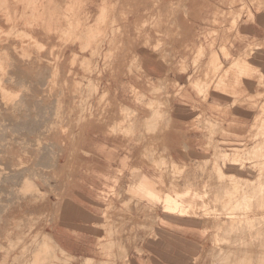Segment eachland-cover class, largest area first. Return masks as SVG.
<instances>
[{"label":"rangeland","instance_id":"374dc122","mask_svg":"<svg viewBox=\"0 0 264 264\" xmlns=\"http://www.w3.org/2000/svg\"><path fill=\"white\" fill-rule=\"evenodd\" d=\"M142 1L144 5L145 3H149L148 5H150L151 3L152 5L147 6L151 10H153L151 13L146 14L147 12L145 11V13H142L140 15L141 17H144V19H141V21L139 20V22L142 24H140L141 26L139 25V23H137L138 21H136V23L135 21H131L132 24L130 23L127 25L128 27L130 25L129 33L131 35H136L137 39L141 38L143 40V37L145 38L144 42H142L145 48L142 50L140 47L139 49L137 47L138 50H146L151 53L154 52V54L160 57V64L163 63L164 66L168 65L167 69L168 67H170L168 69V73L164 68L167 74L166 76H168V79L170 78V81H168L169 84H166L173 86L167 87L168 85H165V80L164 82L162 80L163 84L161 85V79H150L149 81L153 82L152 84L155 86V88L149 87L148 89H150V92H147L144 87V90L141 89L143 91V94L141 91H137L136 89L132 90V97L129 95V92H123L125 94H128V99L130 98L131 100L124 101L123 103H120V101H118L117 99V96L123 95L117 94L115 90H107V94L101 87V82L105 78L113 79L115 77L116 73L113 70L117 68V65H121L123 68L125 67V70L129 71L138 72L140 70L139 67H141V71H144L141 65V59L135 49L134 53L132 50V52L130 51L124 54H122L123 51L121 50L122 59H119L118 62L114 61V58L117 55V41L121 37V35L119 34H121L124 30V35L128 34V32L126 31V27H123L124 24H121L126 23L127 17L133 12L130 9V5L126 4L123 0H44V3L46 5L51 6V10L54 11L53 14L46 17L45 19H42L41 14H39L37 11L35 13L36 17L32 16V14L29 13V17L27 19L29 21L26 22V25H28L26 27L25 25L24 27L22 25L16 26V31L12 34L6 33L10 30V24L6 23V18H3L0 13V37L6 40H10L11 42L20 44L23 43L24 46H27V43L19 41L21 39L27 38V36L29 35L27 33V30H29L28 27L30 25L29 22L35 26L38 20L44 23V30H31L33 32L32 34L38 37L43 44L41 55L44 66L46 67L45 69H47L44 83H48L49 86L58 89V93L60 96H66V99L64 101L59 100V98L55 99L54 97H52L47 98L43 102H38L40 104L37 105L36 102L38 100V97L34 99V94L30 90L31 85L29 83L23 82L26 83L24 84L25 87L22 86L20 90L18 89L19 87H21L18 80L14 79L15 85L13 82H10L9 84V89L14 93V95H16L18 91V93H21V96H19L18 99H23L22 95L25 97L28 96V98L25 99L24 102L27 103L28 107L26 105H24V107L28 108V111L25 110L26 108L24 109L23 105L20 104L19 106V104L17 103L20 102L19 100L15 98V103L11 98L8 100V102L15 103L12 104L15 107L17 104L16 109L19 108V112L17 113L16 110L15 113V111L13 110L15 113L13 116L11 114H1L2 120L0 121V125L2 126H0V136L4 138H0L2 140H0V145L6 148L0 146V172L2 173V176L0 173V264H18V262L21 264H50L51 260V264H104L105 262V264H109L110 262L111 264H128V260H132L136 264H147L150 259H156L152 254L148 253L147 245L152 236L151 234L156 229L154 219L156 216H158L157 219L160 220V218L165 214L164 211L161 209L160 205H158V207L154 209L153 207L149 206V204L152 205L149 200L144 199L145 201H139V203H141V206H143V208H141V212L143 213V215L132 217L131 214L137 213V211L135 209L131 211L129 209L128 203L124 201L126 196L121 193H115L113 188L108 191V194L102 196L103 201L106 203V208H108V214L105 218H103V220L100 221L101 223L99 222L100 229L104 231V233H98L102 236V238L100 240L97 239V249L90 250L86 255L75 256L62 248L58 242L57 244L51 245L49 239L50 233L46 232V227L49 226L52 220L57 219V221H59L67 197L65 191L61 192L60 168L55 166L57 161L56 155L58 154V150L60 149L62 143L61 136H69V139L72 142L71 143L69 141L70 144L75 146L77 143V134H74L75 131L90 127L100 132L112 130L114 133H116L115 138L112 141L117 142L121 137L120 134L124 136H131L132 133H134L133 130L141 131V127L139 126L140 123H137L135 121L132 122V119H140V110L136 108H140L142 105L145 108L147 106L146 109L149 108L148 112L156 116L154 121L150 120V122L146 123V126H148V128L150 129L154 127L156 129L160 128V136L162 134L170 135L167 138L171 142L169 145H165V142L163 140L159 141L160 148L156 149L155 152L150 151L148 157H145V153L141 154V159H139V161L141 162L143 159L145 161L148 160V168H156V173L158 172L161 175H164L166 183L171 182V180L173 179L171 173L173 174L174 172H176L178 167L185 166L186 170L182 172V176L179 177L178 181H182L184 180L183 177L189 176L188 178L190 181V186L186 185L185 183L181 184V186L183 187L192 188V191L186 196V201L196 202V207L189 211V217H192L194 219H202L203 221H208L209 223L211 221L218 220V222L221 221V223L223 221L222 224H227V227L219 229L218 225H220L221 223L217 225V228L215 227L214 223H210L209 226L203 223L194 227L196 229V232H194L195 230L191 231L189 230V228L181 227L180 225H177V227L174 226L176 227V230H174L173 232L169 226L164 225L162 227L163 230L172 233V235H170V239H168V241L166 242V245L170 246L176 253L188 258L191 256L197 257V259L194 258L196 260H194L192 264H204V262L205 264H212V261L214 260L213 257L216 256L215 259H217L218 256L222 257L221 253H223V257L225 256L227 251L224 254V251L226 249H222L224 247L227 248L230 241V246H234V244L235 246L237 244H240V239H242L243 237L241 231H257L259 229L258 224L264 220V140H262V137L260 136L264 133V124L261 122V120L264 119V95H258V88L264 82V80H261L262 73L264 74V66L259 63L263 56V53L258 52V50L256 49L259 54L256 53V51L254 54H251V49L247 50L248 48L244 46L243 50L250 53V57L252 58V60L245 52L242 53L244 54L242 55V57L244 59L245 56L244 60L249 58L251 61L246 60V63L252 62V64H250L249 66L245 64L243 65L242 61L240 67L235 69L233 74L229 76H227V74L223 70V67H221L219 70H216V65L214 67V70H216L215 73L213 72V74H211L206 79V81L202 83V87L204 95H207L208 93H210V91L215 90L216 94L211 93L210 96L212 94L217 95V99L222 103L223 107L213 106L210 107L209 110L200 108L199 110H201V113L197 116H193L194 120L192 122H188V120H180L181 122H184L181 123L179 121L177 123V126L176 123H174L175 126H173L168 119L170 111V106L168 105V103L169 101L172 102L174 100L175 97L173 96L175 94L179 95L181 91H183V89H178L181 85L179 86V83H175L173 82V80L177 81L179 75H183L184 78L182 79L181 84L185 85L183 88H186L187 92V89H191L189 87V80L187 81L191 74L190 70L195 71L196 75L194 76L197 80L205 76L209 69L208 66L210 63H212V60L213 62H225V65L223 64L224 66L229 64V59L224 58L225 51L223 45L225 41H217V38L221 37L222 27L217 25L219 33L217 34L216 32L212 35V41H214L213 47L215 48L214 52L216 53H212L209 47L204 48L205 50H200L199 47L196 49L194 48V43L188 38V35L190 34H187L188 31H186V28H184V26L189 27L190 25H193L194 23L190 22L195 21L190 18L188 20H185L187 22L185 23L184 20H178L177 17L176 22V18L173 19L172 16H174V13H177V9L175 10L172 7L174 4L173 2H175L174 7L178 8V6L181 5L180 9L183 10H178L177 16L182 12L184 15H188L189 13L194 11V9L196 8L195 6H197L198 8V3L203 1L200 4L204 5V0H186L188 1H185L186 3L181 2L183 0H159L160 2H158V0ZM257 1L258 4H250L252 7L250 5L249 7H251V11L256 14L255 16L258 20L260 18V16H258L260 13V7L263 8L264 14V0ZM234 2L233 14L228 17L227 28L224 27V31L226 32V34L233 33L232 30H234L237 26V23L242 20V17H240V20L237 17L241 16L243 14V11H238V15L237 12L235 13V11L237 10V6L242 5V0L240 2L234 0ZM167 3L169 5H167ZM170 3H172V5ZM176 3H178V5H176ZM30 4L33 5L34 2L31 1ZM166 5L169 6L168 12L165 11L167 9ZM258 5H260L259 8H257V11L259 13L255 11L256 6L258 7ZM247 7L248 6H246V8ZM248 8L246 9L247 11ZM262 8L260 9L262 10ZM157 9L159 10V12H157ZM160 9H164V11L160 12ZM172 9L175 10V12L172 11ZM188 9H192V11ZM169 12H172L173 14H168ZM240 13L242 14L240 15ZM21 14L22 13H20L19 17H17L18 20H16V17L15 19L12 18V20L19 21L20 19V22L22 23V20L25 16ZM168 18L172 20H168ZM166 19L169 22L166 21ZM260 19L264 20V15ZM103 21H106L105 23L109 27V30L108 28L106 29V33H109L108 37H105V40H107V42L101 41V35H99L100 33L96 32L99 27L101 28V26L102 28H105V23H102ZM173 21L176 22V25L173 24ZM180 21H182L183 23V28H181L182 31L181 29L176 28L177 26L180 27V24H182ZM166 22H168V26L170 25L169 23L172 22L174 27L170 25L172 27L171 29V27L167 26V30V27L164 28L163 26V23ZM135 24H137L136 27ZM118 28H121V31H119V33H116L117 35L115 36L114 32ZM147 28L148 31H146ZM151 28H153V31H151ZM142 29H144V32H146L144 34H147V32H149L152 33V36L150 35L148 37L147 35H144L141 37ZM163 30L166 31H164L165 34ZM175 30H178L176 32H181V35H183L185 30L186 32L184 34H186V37L185 35L180 36V34L178 37V33H175ZM170 32L174 33L171 34ZM225 32L222 34V36L225 34ZM167 33H169L170 35L174 34L172 37H175V35H177L179 41L182 39V42H178L177 38H173V40L170 35L167 38L165 36ZM154 34L155 36H153ZM124 35L123 40H126L127 37ZM216 35L217 37H215ZM163 36H165L166 40L163 38ZM109 37H111L110 40ZM169 37H171V40L169 39ZM154 38H163L162 40L164 42H161L162 40L153 41L152 39ZM186 38H188L187 42L185 40ZM172 40L173 42H171ZM90 42H93L92 46H89ZM168 43L173 44L170 45ZM177 43H182V45L184 44L185 46H191V43H193L194 50L192 48V50H188L185 52V46L178 45ZM29 44H31V46L33 45L32 43ZM174 44L178 47V50L181 47L184 49L181 48V51L179 50L177 52V48L176 46H174ZM200 44L202 43H199V45ZM102 45H104L106 49H102ZM172 46L174 47V49ZM170 48L173 49L170 51L172 52L171 54L173 55V57H170V54V56L168 55V49ZM218 49L220 53H218ZM165 50H168V52L166 51L167 55L169 56L168 58H166L167 56L165 54ZM32 51L35 52V49H33ZM173 51L176 52H174L173 54ZM190 52H192V56ZM186 53L187 55H184ZM210 55L213 56L215 60L214 58L210 57ZM235 55L240 56L237 53ZM176 56L177 59L175 58ZM185 56L188 57L186 58ZM138 65L141 66L138 67ZM163 65L161 64V66ZM171 68L174 69V71H172ZM175 70L180 71H177V73ZM39 71L40 69H38L37 67L34 69V73L32 75L34 79L38 77ZM174 72L176 73V75H178L176 76L175 74H173ZM129 74V76H132V73ZM124 76L126 75L124 74ZM194 76L192 77L193 79H195ZM17 82L18 85H16ZM20 83L22 85V82ZM27 84L30 93L26 96V93H24V91L26 90ZM157 86H159L160 88H156ZM163 87L168 90L172 89L171 92L169 91V94L166 93L167 97L166 95L162 94V90H159ZM21 89H24V91L22 90L23 93ZM152 89H154L155 91L158 89V92L154 93L155 91ZM73 90L79 92V94L82 96L83 102L85 99L86 105L83 103H78L75 105L73 101H70L67 98V94L69 93L73 95H79L73 93ZM179 90L181 91L178 92ZM152 93L155 97L157 95V97L155 98ZM46 95L47 94H45V96ZM140 95H143L142 99H139ZM181 95H179V97H181ZM144 96L145 98H143ZM201 97L203 98L205 96L201 95ZM29 98L32 100L30 103L28 102L30 101L28 100ZM135 98H137V101ZM150 98L151 100L156 99V102L153 103L154 106H149L147 104V102H149L148 99L150 100ZM196 98L202 100V98ZM186 100L189 101L190 99L186 98ZM204 102L206 101L204 100ZM33 103H36L34 104L35 107ZM205 105H208V103ZM83 108H85L87 112ZM88 108H90L89 111ZM244 108L250 110V117L248 118L249 120H244V118L241 116L239 117V114L241 115L244 112ZM36 110H38V112H35ZM156 111L157 114H155ZM193 111L195 112L196 108H194ZM259 111H262V113H260ZM25 112L30 113L25 114ZM23 115H27L28 117ZM19 117L23 120V122L25 120L27 121L30 117L31 121L29 119V124L31 123L32 125L37 124L35 121L36 119L37 122H46V127L48 130H50V132L45 138L40 137L39 132H35L34 134H32L29 131L30 129H28L30 127H28L26 124L28 122H17L19 120L21 121ZM237 119L241 120L238 125L235 124L236 128L234 129L236 130L229 129V131L227 132H229L231 135H223L220 128L223 126L229 127L231 125V122L236 123ZM3 120L7 123L2 124L4 123ZM213 122L215 123V127L211 128V123ZM22 124H26L25 126L27 127H24L28 129V132L27 129H24V131L22 130L24 128L22 127ZM4 125L6 126L5 128ZM19 125L22 128L19 127ZM168 125L170 126L171 130L167 128ZM1 127L3 128L1 129ZM7 127L15 128L11 130ZM18 127L21 129L19 130ZM137 127L139 128L137 129ZM171 127L173 128V130ZM14 129H16L15 131L19 130V132L13 131ZM144 130L143 134H146L147 131L145 132ZM230 130L236 135H233ZM156 133L157 132H155V134ZM124 136H122L121 138H123ZM153 137H149L148 139L153 140ZM37 138L40 141L41 146H39L40 144H36V141L37 143L39 142L38 140H36ZM129 138L131 139V137ZM229 142L233 143L231 144ZM236 142L239 143V145L235 144ZM138 143H140V141H138ZM193 143L200 144L204 148L205 154L200 155L198 153H195L194 149L192 148ZM37 145L40 148L37 147ZM128 145L132 144L130 143ZM228 145H232L233 148L234 146L235 148L238 147L240 150V157L226 160V153H231V149L226 148ZM38 148L40 150H38ZM174 149L180 152V158H177L175 154L168 153V151H172ZM37 156L42 158H46L45 156L48 157L47 159H41L39 157L36 158ZM132 160H135V156L132 158ZM67 166L68 165H66L65 168ZM122 168L123 169H121L120 172L121 175H124V172L127 168L125 162ZM3 169L4 171H7L6 177ZM21 170H23V172ZM28 171L32 173L31 176V173H29ZM19 172H22L24 177H21L22 174ZM143 172L141 174H143ZM219 172H222V174H224L223 177L219 176ZM12 173H14V175H12ZM16 174L18 175L16 176L17 178L14 177ZM141 174L140 171H138V173H135L133 171L132 179L130 181L127 180L126 182L138 183L142 178ZM28 175L30 176V178ZM66 176L68 177V174H66ZM13 177L16 179H13ZM25 177H28L30 179L28 183L31 184V187L34 185V189H32L33 187L31 188L29 185H27V187L25 188L22 186L26 181ZM4 178H7V180H5ZM21 178L25 180L22 181ZM119 179L114 181L115 187H118L119 184H121V179ZM13 186H16V188ZM133 186L134 185H132V187ZM11 187H13L15 190L13 188L10 189ZM36 187H39L41 189V192H36L37 195L34 194ZM17 188L20 190L18 191ZM26 188L28 195L30 194L28 197L26 196L27 193L24 196V191L26 190ZM17 191L19 192L18 196L21 197L16 196ZM31 197H33L36 201ZM135 197L138 198L139 196ZM201 197H204V199H201ZM236 197L239 199L238 203L240 208L232 209V204H236ZM111 198H114L113 201L110 200ZM227 198L232 199L230 200V202H228V200H226ZM33 201H35L37 204H33ZM204 203L207 205V207L198 208V206L203 205ZM31 208H33L35 211ZM36 208L38 211L36 210ZM232 222L234 223L235 228L238 227L239 229H241L238 231V233L235 229H233L235 231L233 232L234 234L231 232L233 231L231 230L232 228H230V223ZM98 230L99 229H97L96 227L90 229V231L96 233ZM239 232L241 235L239 234ZM236 235L239 238H236ZM230 236L234 237V240L230 239L229 241ZM95 237L97 238V236ZM226 237H228V240H226ZM217 238L222 241L221 244L218 242ZM37 240L46 241L43 244L41 253L38 255L39 259H37V255L36 253H34L35 250H32L33 245L38 243ZM237 240H239V243L237 242ZM227 241H229V243H227ZM223 242L225 245L227 243V246L223 245ZM192 243H194L196 247L198 246V253L197 251H193L190 249V245ZM29 245H32V247H30ZM221 245L223 246V248ZM23 246H25L24 248L30 253H32L33 251L32 255L26 250V253L24 252V250H22V252H24L26 255L22 252H19L21 251ZM215 246H219L222 249ZM212 247L215 248L214 250L216 253L213 252L214 250ZM138 249L140 250V252L138 251ZM203 249L205 252H202ZM185 250H187L188 252ZM209 250L211 251V253ZM218 251H220L221 253ZM217 252L220 254H218ZM27 253L30 256V260L28 259L29 256ZM208 253L213 256L210 257ZM105 254L109 255L110 257ZM214 254L216 255L214 256ZM52 255H54L56 258L53 259L51 257ZM12 256L14 257V260L16 259L15 262H13ZM24 256L27 258H25ZM18 258H21L20 260H23V263L20 262ZM48 259L50 260V262ZM221 259H218L219 261L214 260L213 263L216 264V261L218 262L217 264H219ZM107 260H109V263L107 262ZM160 261H157L155 263L150 262V264H179L172 260L168 261L167 263L164 259H160Z\"/></svg>","mask_w":264,"mask_h":264},{"label":"bare ground","instance_id":"6f19581e","mask_svg":"<svg viewBox=\"0 0 264 264\" xmlns=\"http://www.w3.org/2000/svg\"><path fill=\"white\" fill-rule=\"evenodd\" d=\"M31 1H33L34 2V4L33 5H31L30 4V2ZM115 1H117V0H115ZM126 4H128V5H130V9H131V11H133L128 17H127V22L126 23H122L121 25H123V27H126V31L128 32V34L127 35H124V33H125V30L124 31H122V33L121 34H119V35H121V37L119 38V40L117 41V45H116V52H117V55L115 56V58H114V61L115 62H118L119 61V59L121 60L122 59V54H124V53H127V52H132V50H133V53H134V49L137 51L138 49H139V47L143 50L144 48H145V46L142 44V42H144L141 38H139V39H137V37H136V35H131L130 33H129V28H130V25H129V27L127 26L128 24H130L131 23V21L132 22H134L135 21V23H136V21H138L137 23H139V25L141 24L140 22H139V20L141 21V19H144V17H141L140 15L142 14V13H145V11L147 12L146 14H148V13H151L152 12V10L148 7V6H150V5H152L151 3H150V5H148V4H146L145 3V5L143 4V1L142 0H123ZM161 1V0H160ZM159 0H158V2H160ZM170 1V0H169ZM176 1V0H175ZM178 1V0H177ZM179 1H181V0H179ZM186 0H183V1H181V2H184V3H186V2H188V1H186ZM199 1V0H198ZM205 1V4L204 5H201L200 3H202V2H200V3H198L197 5H198V8H197V6H195V7H193V8H195L194 9V11H192V9H188V10H190V11H192L191 13H189L188 15L187 14H183V10L182 9H180V7H181V5H179L178 6V8H175L174 6V4H175V2H173L174 4H173V7L172 8H174L176 11H177V13H172L174 16H172L173 17V19H175V21L177 20V17H178V20L179 19H181V20H188V19H193L195 22H190V23H196V20H198L202 15H208L209 17H208V25H209V31L208 32H205V33H203V35L202 36H200L199 37V39H198V41H196V42H194L195 40H192V36H191V34H190V32H191V30H192V28H193V25H190L189 26V23H188V26L189 27H185L184 26V28H186L185 30L186 31H188L187 32V34L189 33L190 35H188L187 37L190 39V41H192V42H194V48H198L199 47V49L200 50H203L204 48H206V47H209V49H210V51L213 53L214 51H215V48L213 47V43H214V41H212V35H213V33H216L217 32V34L219 33V31H218V27H217V25L218 26H220V27H222L221 28V37L219 38H217V41L218 42H220V41H225V43H224V45H223V47H224V51H225V59H229V64L228 65H226V66H224L223 65V62L222 61H220V62H218V61H214L213 62V60L211 61L212 63H210V61H209V69H208V72L205 74V76L204 77H202V78H199V79H197L196 80V77L194 76V75H196V73H195V71H193V70H190V77L188 78V76H187V78H185V79H187V81L189 80V87L191 88L190 90L189 89H187V92H186V88H183L185 85H182L181 84V82H182V79L184 78V76L183 75H179V77L177 78L176 76L178 75H176V73L174 72L173 74H175L176 76V78L178 79L177 81H174L172 78V80H173V82H177V83H179L178 85L180 86H182V88H181V86H180V88H178V89H183V91H181V90H179L178 92H180L181 91V93H182V95H181V93L179 94V95H181V97H179V95L178 94H175L173 97H175L174 98V100L172 101V102H170L169 101V103H168V105L170 106V111H169V115H168V119H169V121L171 122V125H173V126H175V124L174 123H176V126H177V123L180 121V120H188V122H192L194 119V117L193 116H197V115H199L201 112V110H199L200 108H205V109H207V110H209V108L210 107H213V106H215V107H223L222 106V103L217 99L218 97H217V95H211L210 96V94L211 93H215V90L213 91H210V93H208L207 95L205 94L204 95V91H203V87H202V83L204 82V81H206V79L211 75V74H213V72L215 73V71L216 70H219L221 67H223V70L225 71V73L227 74V76H229V75H231V74H233V72H234V70L235 69H237V68H239L240 67V65L242 64V61H243V65L245 64V65H247V66H249L250 64H252V62H248V63H246V60H250L249 58H251L250 57V53L251 54H254L255 53V51H256V49L258 50V52H262L263 53V56H262V58H261V60H260V64L261 65H263L264 66V39L263 40H261V39H258L257 40V38H255V37H253V33H255L256 31H257V33H258V28H257V24H259V25H263V20L262 19H260V18H262V16L264 15L263 14V8L262 7H260V8H262V10L259 8V6L260 5H258V7L256 6V9H255V11L256 12H258L257 11V8H259V15L258 16H260V18L257 20L256 19V14L254 13V12H252L251 11V5L250 4H258V1L257 0H242V5H238L237 6V10L235 11V13L237 12V15H238V11H243L242 13H240V15L241 16H238L237 18H239V20H240V17H242V20H244V21H242V20H240L238 23H237V26H236V28L234 29V30H232L233 31V33H229V34H226V32L224 31L225 30V28L224 27H226L227 28V26H228V17L229 16H231L232 14H233V4L235 3L234 2V0H211V4L208 2L209 0H204ZM237 2H240L241 0H236ZM145 2V1H144ZM172 2V1H171ZM181 2H180V4H181ZM25 3V4H24ZM160 4V3H159ZM171 5H172V3H170ZM201 6H200V5ZM148 5V6H147ZM161 5V4H160ZM167 5H169L168 3H167ZM166 5V6H167ZM176 5H178V3H176ZM183 5V4H182ZM208 5H210V6H208ZM249 5L251 6V7H249ZM144 6V7H143ZM147 6V7H146ZM246 6H248L247 8H248V11L246 10L247 8H246ZM254 6V5H253ZM262 6V5H261ZM154 7V6H153ZM165 7V6H164ZM168 7L169 6H167V9L165 10V11H167L168 12ZM264 7V6H263ZM152 8V7H151ZM158 8H160V7H158ZM246 8V9H245ZM254 8V7H253ZM124 9V8H123ZM165 9V8H164ZM164 9L163 10H161L160 12H163L164 11ZM169 9H171V8H169ZM242 9V10H241ZM151 10V11H150ZM158 10V9H157ZM175 10H173L172 9V11H174L175 12ZM178 10L180 11V10H182L181 12L182 13H180L178 16H177V14H178ZM185 10V9H184ZM1 11H3V12H1ZM36 11L39 13V14H41V18L42 19H45L46 17H48V16H50V15H52L53 14V10H51V6H48V5H46L45 3H44V0H0V13H1V15H2V17L3 18H6V23L7 24H10V30L9 31H7L6 33L7 34H12L13 32H15L16 31V26H19V25H22L23 27H24V25H25V27L28 25H26V22L27 21H29V20H27L28 19V17H29V13H31L32 14V16H34V17H36L35 16V13H36ZM170 11V10H169ZM186 11V10H185ZM157 12H159V10L157 11ZM20 13H22L21 15H24L25 17H24V19L22 20L23 22L21 23L20 21V19H19V21H16V20H18V18L17 17H19V14ZM170 12L168 13V14H171ZM165 15V14H164ZM15 17L17 18L15 21L14 20H12V18H14L15 19ZM171 17V18H172ZM167 18V17H166ZM22 19V18H21ZM168 20H172V19H170V18H168ZM167 19H166V21H168ZM106 21H103L102 23L104 24ZM169 22V21H168ZM168 22H166V23H163V26H164V28L165 27H167L168 26ZM174 22V21H173ZM177 22V21H176ZM176 22H174L173 24H175ZM181 23H182V21H180ZM101 23V24H102ZM178 23H179V21H178ZM185 23H187L186 21H185ZM29 30H27V33L29 34L28 36H27V38H25V39H21L19 42H26L27 43V46H24V44L23 43H16V42H11L10 40H6V39H3V38H1L0 37V121L2 120V118H1V114L3 113V114H7V115H14L15 113H16V110H17V113L19 112V108L18 109H16V107H17V104H16V107L14 106V105H12V104H15L16 102V100H15V98L17 99V100H19L20 102H17L18 104H19V106H20V104L21 105H23V107H24V105H26L27 106V103H24L25 102V99H27L28 98V94L30 93V91H29V88H28V84H27V86H26V90L24 91V89H21V91L23 90L24 91V93H26V96L27 97H25V96H23L22 95V98L23 99H21V100H24V101H21L20 99H18L19 98V96H21L20 94L21 93H16V95H14V93L13 92H11L10 91V89H9V84H10V82L12 83H14V79H16V80H18L19 81V84H20V86L21 87H19L18 89L20 90V88H22V86H24V84H26V83H23V82H27V83H29L31 86H30V90L32 91V93L34 94V99L36 98V97H38V100H37V105H39L40 103H38V102H43V101H45L47 98H52V97H54L55 99H58L59 98V100H62V101H64L65 99H66V96L65 95H62V96H60L59 95V91H58V89H56V88H54V87H52V86H49V84L48 83H44V80H45V75L47 74V69H45L46 67L44 66V63H43V61H42V55H41V51H42V49H43V44H42V42H41V40L38 38V37H36L35 35H33L32 33V31L31 30H34V31H36V30H44V23L43 22H40L39 20L36 22V26L35 25H32L30 22H29ZM49 24H51V23H49ZM100 24V25H101ZM132 24V23H131ZM144 24H146V23H144ZM143 24V25H144ZM166 24V25H165ZM170 25H172L173 26V24H172V22L171 23H169ZM213 24H214V29H213ZM105 25H106V23H105ZM104 25V27L105 28H102V26H101V28L99 27L98 28V30L96 31L97 33H100L99 35H101V41H104V42H107V40H105V37H108V34L109 33H106V29L108 28V30H109V27L106 25L105 26ZM136 25L137 24H135V27H136ZM142 25V24H141ZM140 25V26H141ZM168 26V27H171V26ZM176 25V24H175ZM179 25V24H178ZM183 23L182 24H180V27L179 26H175L176 28H179V29H181V28H183ZM185 25H187V24H185ZM132 26V25H131ZM133 26H134V24H133ZM182 26V27H181ZM168 27L166 28L167 30H168ZM174 27V26H173ZM27 28V29H28ZM149 29H150V26H149ZM171 29H172V27H171ZM178 29V30H179ZM24 30H25V28H24ZM178 30H175V33H178V37H179V34L181 33V32H176V31H178ZM184 30V33L186 32ZM119 31H121V28H118V29H116L115 30V32H114V35L116 36L117 34L116 33H119ZM145 30L144 29H142L141 30V37L142 36H144V35H147L148 37L151 35L152 36V33H149V32H147V34H144V33H146V32H144ZM146 31H148V28H147V30ZM151 31H153V28H151ZM165 30H163V32H164ZM170 31V30H169ZM172 31V30H171ZM181 31H182V29H181ZM154 32H155V29H154ZM158 32V31H157ZM156 32V33H157ZM162 32V31H161ZM166 32V31H165ZM165 32H164V34H165ZM168 32V31H167ZM225 32V34L222 36V34ZM260 32H262L261 30H260ZM25 33V32H24ZM27 33H26V35H27ZM171 34L172 33H174V32H170ZM183 33V35H185V37H186V34H184ZM168 34V35H167ZM165 36L168 38V36L170 35L169 33H167ZM182 34V33H181ZM180 34V36H183V35H181ZM123 35L124 36H126L127 37V39L126 40H123ZM155 35V34H154ZM174 35V34H173ZM173 35H170L171 37L173 36ZM146 36V37H147ZM160 36H162V35H160ZM165 36H163V38L165 39ZM119 37V36H118ZM171 37H169V39L171 38ZM177 37V35H175V37H172V39L174 38H177L178 39V42H182V37L180 38L181 40L179 41V38ZM184 37V38H185ZM215 37H217V35L215 36ZM110 38L111 37H109V40H110ZM162 38V39H163ZM188 38H186L185 40H186V42H187V39ZM162 39H160L159 41H161ZM173 39V40H174ZM166 40V39H165ZM171 40V39H170ZM173 40L171 41V42H173ZM177 41V40H176ZM32 43L33 45L32 46H34V47H32L31 46V44H29V43ZM161 42H164L163 40L161 41ZM160 42V43H161ZM166 42V41H165ZM25 43V44H26ZM174 43H175V41H174ZM199 43H202V44H200L199 45ZM90 45L89 46H92V44H93V42H90L89 43ZM168 44H170V43H168ZM171 44H173V43H171ZM170 44V45H171ZM178 44V43H177ZM188 44V43H187ZM192 44V45H191ZM190 45L192 46H189V45H184L185 46V52L186 51H188V50H192V48H193V43H191ZM178 45H181V46H183L182 45V43H180V44H178ZM166 46H167V44H166ZM174 46H176L175 44H174ZM244 46H246L248 49L247 50H250L251 49V52L250 53H248V52H245L244 50H243V48H244ZM137 47H138V49H137ZM169 47V46H168ZM167 47V48H168ZM173 47V46H172ZM250 47V48H249ZM176 48H177V52L182 48H179V50H178V47L176 46ZM194 48H193V50H194ZM218 48V47H217ZM220 48V47H219ZM33 49H35V52L34 51H32ZM102 49H106L105 47H104V45H102ZM173 49H174V47H173ZM173 49H168L169 50V52L171 51V50H173ZM182 49H184V48H182ZM121 50L123 51V53L121 54ZM141 50V51H142ZM168 50H165V52L167 51L168 52ZM205 50V49H204ZM221 50V49H220ZM233 50H237V52H239L238 53V55H240V56H237V55H235V54H233L232 52H233ZM246 50V51H247ZM103 51H106V50H103ZM176 51H173V54H174V52H176ZM181 51V50H180ZM182 51H184V50H182ZM216 51H217V49H216ZM218 51H219V49H218ZM223 51V50H222ZM223 51V52H224ZM144 52H145V50H144ZM164 52V53H165ZM167 52L165 53L166 54V58H168L170 55V57H173V55L171 54L172 52H168V55H167ZM247 53V55H249V58H247L246 60H244L245 59V56H244V59H243V57H242V55H244V54H242V53ZM257 51H256V53H258ZM35 53V54H34ZM154 53V52H153ZM180 53V52H179ZM183 53V52H182ZM192 52H190V54H191ZM214 53H216V52H214ZM218 53H220V51L218 52ZM217 53V54H218ZM261 53V54H262ZM34 54V55H33ZM158 54V53H157ZM160 54V53H159ZM190 54H189V57H190ZM194 54V53H193ZM259 54V53H258ZM180 55V54H179ZM184 55H187V53L186 54H184ZM201 55V54H200ZM220 55V54H219ZM125 56V55H124ZM175 56V55H174ZM183 56V55H182ZM191 56H192V54H191ZM202 56V55H201ZM222 56V55H221ZM181 57V56H180ZM186 58L188 57V56H185ZM210 57H212V58H214L213 56H211L210 55ZM247 57V56H246ZM253 57V56H252ZM176 59H177V56L175 57ZM175 58H173V59H175ZM186 58H184V59H186ZM222 58V57H221ZM220 58V59H221ZM159 59H160V57H159ZM214 60H215V58H214ZM222 60V59H221ZM224 60V59H223ZM251 60H252V58H251ZM250 60V61H251ZM257 60V59H256ZM139 63V62H138ZM174 63V62H173ZM191 63V62H190ZM162 65H163V63H161ZM175 65V64H174ZM217 65V67H215ZM139 66H141V65H138V67ZM164 66V65H163ZM166 66V65H165ZM168 66V65H167ZM167 66H166V71H167V73H168V69L170 68V67H168V69H167ZM172 66V65H171ZM38 68V69H40V71H39V75H38V77H36L35 79H34V77L32 76L33 75V73H34V69L35 68ZM117 68H115V70H113L116 74H115V77L113 78V79H108V78H105L102 82H101V87L103 88V90H105V92L107 93V90H114V87H119L120 85H124V83H126V87H129V95L132 97V90H137V91H141L142 92V94H143V91L142 90H146L147 92L149 91L150 92V89H148L149 87H154L155 88V86H152L151 84H150V82H147V81H143V82H140L139 84L137 83V82H135V78H137V77H139V76H142V77H144V78H146V79H148L149 77L145 74V72L144 71H141V67H139V71L138 72H134V71H129V70H125L121 65H117L116 66ZM214 67L216 68V70H214ZM126 69H129V68H126ZM172 69V68H171ZM138 70V69H137ZM181 70V69H180ZM179 70V71H180ZM27 71H28V73H27ZM172 71H174V69H172ZM176 72L178 71V70H175ZM178 71V72H179ZM177 72V73H178ZM181 72H183V71H181ZM129 73H132V76H129L130 74ZM185 73V72H184ZM187 73H189V72H187ZM124 74L126 75V76H124ZM171 74V73H170ZM167 74H165V77H162V78H160L161 79V82H162V80H163V82H164V80H165V85H168L169 83H168V81H170L169 79H168V76H166ZM189 75V74H188ZM123 76V77H122ZM195 77V79H193L192 77ZM218 76H220V75H218ZM172 80H171V82H172ZM226 80H228V79H226ZM261 80H264V74L262 73V77H261ZM186 81V82H187ZM16 82V81H15ZM20 82H22V85H21V83ZM163 82L162 83H160L161 85L163 84ZM170 82V83H171ZM166 83H168V84H166ZM159 84V83H158ZM186 84V83H185ZM224 84H225V82H224ZM14 85H15V83H14ZM16 85H18V82L16 83ZM164 86V85H163ZM172 87L171 85H168L167 87ZM25 87V86H24ZM145 87V88H144ZM159 86H157L156 88H158ZM165 87V86H164ZM162 88V89H159L160 91L162 90V94L163 95H166V97H167V94L166 93H170L171 92V90L172 89H170V90H168V89H165V88ZM101 88V89H102ZM144 88V89H143ZM160 88V87H159ZM174 88V87H173ZM142 89V90H141ZM152 90H154V89H152ZM158 90V89H157ZM155 91L154 93H156V92H158V91ZM20 91V92H21ZM23 91H22V93H23ZM170 91V92H169ZM104 92V93H105ZM115 92H117V94H119L120 95V92L121 91H118V90H115ZM153 92V91H152ZM73 93H76V94H79V92L78 91H76V90H73ZM105 93V94H106ZM139 93V92H138ZM174 93V92H173ZM45 94H47L46 96H45ZM108 94V93H107ZM216 94V93H215ZM152 95H153V93H152ZM201 95H203V96H205V97H201ZM258 95H264V82L262 83V85H260V87L258 88ZM139 96V95H138ZM142 96L143 95H140V97H139V99H142ZM154 96V95H153ZM158 96H160V95H158ZM185 96V97H184ZM210 96V97H209ZM155 97V96H154ZM156 97H157V95H156ZM155 97V98H156ZM196 97H199V98H202V100H199V99H197ZM12 98V100H14V102L15 103H11V102H8V100L9 99H11ZM67 98L70 100V101H73L74 103H75V105L76 104H80V103H83V104H85L86 102H85V99H84V102H83V100H82V96L79 94V95H73V94H71V93H69V94H67ZM143 98H145V96L143 97ZM186 98L187 99H190L189 101L188 100H186ZM117 99H118V101H120V103H123L124 102V99L122 98V96H117ZM136 99V101H137V98H135ZM213 99H215V101H213ZM28 100H30V101H28L29 103L32 101L30 98L28 99ZM204 100L206 101V102H204ZM27 101V100H26ZM131 101V100H130ZM148 101L149 102H147V104L149 105V106H154V104L153 103H155L156 102V99L155 100H151V98H150V100L148 99ZM35 102V101H34ZM141 102V101H140ZM218 102L221 104H218ZM28 103V104H29ZM36 103H33V105L34 104H36ZM142 103V102H141ZM208 103V105H205V104H207ZM32 105V106H33ZM86 105V104H85ZM140 106V105H139ZM188 106V107H187ZM28 107V106H27ZM34 107H35V105H34ZM26 107H24V109H25ZM33 108V107H32ZM146 108H147V106H146ZM143 105L139 108V107H137L136 109H139L140 110V115L141 116H146V115H148V116H150V117H148V119L147 120H149V119H152V120H154L155 118H156V116L154 115V114H151V113H149L148 112V109H146ZM194 108H196V111L194 112L193 111V109ZM21 109V108H20ZM28 108H26L25 110H27ZM36 109V108H35ZM84 110H85V108H83ZM89 109L90 108H88V111H89ZM92 109V108H91ZM15 111V113H14V111ZM198 110H199V112H198ZM259 110V109H258ZM28 111V110H27ZM86 111V110H85ZM35 112H38V110H36ZM87 112V111H86ZM260 113H262V111H259ZM30 113V112H29ZM28 112L26 113L25 112V114H29ZM192 113H194V114H192ZM38 114V113H37ZM37 114H36V116H37ZM155 114H157V111L155 112ZM190 114V115H189ZM3 116V115H2ZM23 116H26V117H28L27 115H23ZM120 116V115H119ZM243 117L244 118V120H246V119H248L249 117H250V110H248L247 108H244V112L240 115L239 114V117ZM4 117V116H3ZM20 118V117H19ZM33 118H35V117H33ZM32 118V119H33ZM21 119V118H20ZM29 119H30V117H29ZM29 119L26 121H24L25 123L26 122H28V123H26L27 124V126L28 127H30V128H28V129H30L29 131L32 133V134H34L35 132L37 133V132H39V136L40 137H46L47 136V134L50 132V130H48L47 129V127H46V122H40L39 120V122H37V119L35 120L36 121V125H32L31 123V125L29 124ZM260 119V118H259ZM258 119V120H259ZM14 120V119H13ZM19 120V119H18ZM240 120L241 119H237V121H236V123H233V122H231V125L229 126V127H226V126H223V127H221L220 129H221V132H222V134L223 135H228V136H230L231 134L229 133V132H227V131H229V129H234V128H236L235 127V124L236 125H238L239 123H240ZM249 120V119H248ZM30 121H31V119H30ZM3 122H4V120H3ZM17 122H23V120L21 119V121L19 120V121H17ZM23 122V123H24ZM181 122V121H180ZM182 122H184V121H182ZM181 122V123H182ZM261 122L264 124V119H262L261 120ZM1 123V122H0ZM7 122H4V123H2V124H6ZM21 123H17V124H21ZM33 123H34V121H33ZM187 123V122H186ZM26 124H22L23 126L22 127H24ZM93 125V124H92ZM0 126H2V125H0ZM27 126H25V127H27ZM179 126V125H178ZM6 126L4 125V128H5ZM19 127H21L20 125H19ZM18 127V128H19ZM21 127V128H22ZM23 128L22 130L24 131V129L26 130L27 128ZM213 127H215V123L213 122V123H211V128H213ZM3 127H1V129H2ZM8 129L10 128V127H7ZM13 128H15V127H13ZM12 127L10 128L11 130L13 129ZM21 128H19V130L21 129ZM169 130H171L170 129V126L168 125V127H167ZM172 128V127H171ZM28 129H27V132H28ZM263 129V128H262ZM16 129H14L13 131H15ZM19 130H17L18 132H19ZM21 130V131H22ZM172 130H173V128H172ZM234 130H236V129H234ZM5 131V130H4ZM17 131H15V132H17ZM145 132H146V134L144 133L143 135H141L140 137H147V138H151V137H153L154 135H155V132H157L158 131V129H156L155 127L154 128H152V129H150V128H148V126H146L145 127V130H144ZM30 132H29V134H30ZM230 132H231V130H230ZM234 132V131H233ZM103 133V135H104V137L107 139V140H109L108 141V143L109 144H112V142L115 144V142L116 141H112V140H114V138H115V135H116V133H114L112 130H108V131H105V132H102ZM232 133V132H231ZM233 135H236V134H234V133H232ZM121 135V137L122 136H124V135H122V134H120ZM168 136H170V135H167V134H162L160 137H161V139H158L159 141H164L165 142V145H169L170 144V142L171 141H169V139L167 138ZM262 138V140H264V133L263 134H261L260 135ZM120 137V136H119ZM119 138L118 139V141H117V143H118V145H122V146H124L125 144H130V136H124L123 138ZM159 137V138H160ZM0 138H4V137H1L0 136ZM1 140V139H0ZM4 140V139H3ZM36 140H38V138L36 139ZM141 140V139H140ZM2 141V140H1ZM39 141V140H38ZM229 143H233V142H229ZM36 144H40V141L37 143V141H36ZM235 144H237V145H239V143H235ZM37 145V147H39V146H41V144L38 146ZM1 147H4V146H2V145H0ZM30 146V145H29ZM100 146V145H99ZM36 147V146H35ZM36 147V148H37ZM102 147H104V146H102ZM4 148H6V147H4ZM40 148V147H39ZM38 148V150H40ZM98 148V147H97ZM227 149H231V153H229V152H227L226 153V155H225V159L226 160H229V159H234V158H238V157H240V150H239V148L237 147V148H235V146H234V148L232 147V145H228L227 147H226ZM98 149H102L101 148V146H100V148H98ZM104 149V148H103ZM113 149V148H112ZM35 150H37V149H35ZM101 151V150H100ZM104 151V150H103ZM126 151L128 152V149H126ZM129 151H131L130 149H129ZM32 152H34V151H32ZM39 152V151H38ZM41 152V151H40ZM61 152V146H60V149L58 150V154L56 155V164H55V166L56 167H58V168H60V162H61V160H62V158H63V155H62V153H60ZM2 153V152H1ZM102 153V152H101ZM168 153H172V154H175V156L177 157V158H180L181 157V154H180V152H178V151H176L175 149L174 150H172V151H168ZM25 154H26V152H25ZM43 154V153H42ZM103 154V153H102ZM38 155V154H37ZM40 156H43V155H40ZM71 156V155H70ZM74 156V155H73ZM73 156H71V157H73ZM39 156H37L36 158H38ZM46 158H44V159H47V157L48 156H45ZM129 157L130 158H128L127 156L125 157V158H123V159H121V162H122V165L121 166H124V162H126V161H129L130 159L132 160V158L134 157V155L130 152L129 153ZM39 158H41V159H43L42 157H39ZM68 158H70V157H68ZM31 159H32V157H31ZM54 159V158H53ZM117 162H118V159H117ZM68 163V162H67ZM71 164V163H70ZM119 164V163H118ZM24 165V164H23ZM22 165V166H23ZM34 165V164H33ZM15 167V166H14ZM1 168V167H0ZM24 170V169H23ZM23 170H21L22 172H23ZM186 169H185V166H183V167H178L177 168V171L176 172H174L173 174L171 173V176L173 177V179L171 180V182H169V183H166V180H165V177H164V175H161L160 173H156V168H154V169H146V170H144V172H143V174H141V180L138 182V183H130V182H128V187H126L125 188V190L124 189H122L123 190V192H124V194H123V192H121V194H123V195H125L126 197H125V200L124 201H126V203H128V205H129V209L131 210V211H133L134 209L137 211V213H133V214H131V216L133 217V216H140V215H143V213L141 212V208H143V206H141V203H139V201L140 202H142V201H145V200H149V202L152 204V205H150L149 204V206H151V207H153L154 209H156L157 207H158V205H160V207H161V209L164 211V215H163V217H161L160 218V220H158L157 218H158V216H156L155 217V226H156V229L153 231V233L151 234L152 236H151V238H150V240H149V242H148V247L147 248H149L147 251H148V253H150V254H152L156 259H150L149 260V262H147V264H150V262L151 263H155V262H157V261H160V259H164L165 261H166V263L168 262V261H175V262H177V263H179V264H192V262H194V260H196L197 259V257H186V256H183V255H181V254H178V253H176L170 246H168V245H166V242L168 241V239H170V235H172V233L171 232H166V231H164L163 230V226L165 225V226H169L170 228H171V230L174 232V230H176L175 228L177 227V225H180L181 227H186V228H189V230H195L194 232H196V229L194 228L196 225H200V224H203V223H205V225L207 224L208 226L210 225V223H214L215 224V227L217 228V225L218 224H220L221 223V221L220 222H218V220L217 221H211L210 223L208 222V221H203L202 219H194V218H192V217H189V211L190 210H192V209H194L195 207H196V202H188V201H186V196L192 191V188L191 187H183V186H181V184H183V183H185L186 185H188V186H190V181H189V176H186V177H183L184 178V180H182V181H178V179H179V177L180 176H182V172L183 171H185ZM3 171H4V169H3ZM27 171V170H26ZM30 171H32V170H30ZM5 172V177H6V172L7 171H4ZM22 172H19V173H21L22 174ZM29 172V171H28ZM164 172V171H163ZM1 173V172H0ZM29 173H31V172H29ZM28 173V174H29ZM118 173V172H117ZM119 175H117L118 177L121 175V172L119 171ZM165 173V172H164ZM186 173V172H185ZM184 173V174H185ZM18 174V173H17ZM15 175L14 177H16V176H18V175ZM27 174V173H26ZM166 174V173H165ZM12 175H14V173H12ZM20 175V174H19ZM32 175V173L30 174V176ZM174 175H175V177H174ZM223 175L224 174H222V172H219V176L220 177H223ZM1 176H2V173H1ZM8 176V175H7ZM24 177V175L22 174L21 175V177ZM29 176V175H28ZM30 176H29V178H30ZM167 176V175H166ZM184 176V175H183ZM12 177V176H11ZM13 177V179H16V178H14ZM10 178V177H9ZM26 178V183H25V185H24V183H23V187L25 188V187H27V185H31L30 183H28L29 181H30V179L28 178V177H25ZM5 180H7V178H4ZM3 179V180H4ZM12 179V180H13ZM22 179V178H21ZM20 180V179H19ZM25 179H22V181H24ZM1 182V181H0ZM2 183H3V181H2ZM5 183V182H4ZM126 185V186H127ZM132 185H134L133 187H132ZM13 187H15L16 188V186H13ZM13 187H11L10 189H12ZM22 187V188H23ZM31 187V186H30ZM30 187H29V189H30ZM33 187V188H32ZM31 188L32 189H34V185L32 186ZM19 188V187H18ZM17 188V189H18ZM14 189V188H13ZM15 190V189H14ZM20 189H18V191H19ZM17 191V195L16 196H18L19 194V192ZM38 191H40L41 192V189L38 187H36V190H35V193L34 194H36L37 195V193H39ZM21 192V191H20ZM37 192V193H36ZM23 193V192H22ZM24 196L26 195V193H27V188H26V190L24 191ZM30 195V194H29ZM28 195V193H27V197L29 196ZM24 196H22V197H24ZM135 196H139L138 198L137 197H135ZM18 197H21V196H18ZM34 197V196H33ZM33 197H31V198H33ZM37 197V196H36ZM105 198V197H104ZM107 198V197H106ZM21 199V198H20ZM34 199V198H33ZM108 199V198H107ZM111 199H114V198H111ZM110 199V200H111ZM145 199V200H144ZM201 199H204V197H201ZM232 198H227L226 200H228V202H230V200H231ZM19 200V199H18ZM23 200V199H22ZM35 200V199H34ZM27 201V200H26ZM25 201V202H26ZM36 201V200H35ZM35 201H33V204L34 203H36ZM106 201H108V200H106ZM238 201H239V199L236 197V204H232V209L233 208H240V206H239V203H238ZM20 202V201H19ZM28 202V201H27ZM30 202V201H29ZM101 202V201H100ZM101 203H103V202H101ZM134 203H135V205H134ZM37 204V203H36ZM230 204V203H229ZM37 206V205H36ZM107 207V206H106ZM108 207H109V203H108ZM205 207H207V205L204 203L203 205H200V206H198V208H205ZM31 209H33V208H31ZM107 209L108 208H105L104 209V212H103V216H102V219L101 220H103V218H105L106 216H107V214H108V211H107ZM34 210V209H33ZM36 210H37V208H36ZM38 210H39V207H38ZM37 210V211H38ZM35 211V210H34ZM36 211V212H37ZM139 211V212H138ZM87 219V218H86ZM214 220V219H213ZM58 221H57V219H55V220H52L51 222H50V224H49V226H51V225H53V224H56ZM222 223H223V221H222ZM220 224V225H218V228L219 229H223V228H225V227H227V224L226 223H224V224ZM222 225V226H221ZM226 225V226H225ZM238 225H240V224H238ZM259 229L257 230V231H246V230H244V231H241V233L243 234L242 236V239H240V244H237L236 242V246H235V244H234V246L233 245H229V244H231V241H230V239H233L234 237H235V235H234V237H229V241H230V243H229V241H227V243H229L228 244V247L227 248H223V246H222V248L221 247H219V246H215V247H218V248H220V249H222V250H224V249H226L225 251H224V254H225V252H226V254H225V256L223 257V253H221L220 251H218V252H220L221 254H222V257H217V259H215V255L216 254H214V256L215 257H213L214 258V260H216V261H219L221 258L223 259H221V261H220V263L219 264H264V220L263 221H261L259 224ZM174 226H176V227H174ZM213 226V225H212ZM230 228H232L231 230H233V229H235V230H237L236 232L238 233V231L239 230H241V229H239L238 227H236V228H238V229H236L235 228V225H234V223L232 222V223H230ZM179 227V226H178ZM163 230V231H162ZM91 233H93V234H91V235H95V236H97V239L98 240H100L101 238H102V236L101 235H99L98 233H96V232H92V231H90ZM175 232H177V231H175ZM230 232V231H229ZM232 233L233 232H235L234 230L233 231H231ZM175 234V233H174ZM178 234V233H177ZM234 234V233H233ZM233 234H231V235H233ZM239 234H240V232H239ZM241 235V234H240ZM227 236H229V235H227ZM227 239L226 240H228V237H226ZM236 238H239V237H237V235H236ZM241 238V237H240ZM49 239H50V243H51V245L53 244H57V241H56V239L54 238V236L50 233V237H49ZM86 239V238H85ZM218 239V242L221 244V242L222 241H220V239L219 238H217ZM226 240H225V242H226ZM234 240V239H233ZM236 241V240H235ZM239 240H237V242H238ZM37 244H35V245H33V251H34V253H36V255H37V259H39V257H38V255L41 253V249L43 248V244L46 242V241H44V240H37ZM81 243V242H80ZM227 243H226V245L224 244V242H223V245H225V246H227ZM239 243V242H238ZM32 245L30 246V247H32ZM198 245V244H197ZM213 245V244H212ZM217 245V244H216ZM191 250H193V251H197V253H198V246L196 247V245L194 244V243H192L191 245ZM25 246H23L22 247V249H21V251H19V252H22V250H24V252L26 253V251H28V250H26L25 248H24ZM188 247V246H187ZM205 247V246H204ZM28 248V247H27ZM213 248V247H212ZM217 248V249H218ZM136 249V248H135ZM181 249V248H180ZM205 249V248H204ZM204 249L202 250V252L204 251ZM215 248H213V250H214ZM20 250V249H19ZM26 250V251H25ZM212 250V249H211ZM212 250V251H213ZM219 250V249H218ZM30 251H31V249H30ZM33 251H32V253H33ZM135 251H137V250H135ZM138 251L140 252V250L138 249ZM185 251H187V250H185ZM210 251V250H209ZM24 252H22V253H24ZM29 252V251H28ZM188 252V251H187ZM205 252V251H204ZM213 252H215V250L213 251ZM213 252H212V254H213ZM217 252V253H218ZM24 253V254H25ZM30 253V252H29ZM32 253H30L31 255H32ZM138 253V252H137ZM185 253V252H184ZM210 253H211V251H210ZM216 253V252H215ZM220 253H218V254H220ZM21 254V253H20ZM23 254V255H24ZM28 254V253H27ZM209 254V253H208ZM207 254V255H208ZM23 255H22V259H23ZM26 255V254H25ZM55 255V254H54ZM54 255H52L51 257L53 258V259H55L56 257L54 256ZM105 255H107V254H105ZM104 255V256H105ZM197 255V254H196ZM204 255V254H203ZM206 255V256H207ZM210 255V257H212L211 256V254H209ZM14 256V255H13ZM12 256V260H13V262H15L16 261V259L14 260V257ZM21 256V255H20ZM28 256H29V254H28ZM108 257H110L109 255H107ZM25 257V256H24ZM106 257V256H105ZM209 257V256H208ZM25 258H27V257H25ZM194 258H196V259H194ZM21 259V258H20ZM19 258H18V260H20ZM29 260H30V256H29V258H28ZM50 259V258H49ZM48 259V260H49ZM219 259V260H218ZM18 260H17V262H18ZM26 260V259H25ZM110 260V259H109ZM109 260H107V262L109 261ZM214 260L212 261V264H214L213 262H214ZM23 260H20V262H22ZM111 261V260H110ZM215 261V263L217 264L218 262H216ZM12 262V261H11ZM25 262V261H24ZM49 262H50V260H49ZM51 262H52V260H51ZM51 262H50V264H51ZM23 263V262H22ZM26 263V262H25ZM106 263V262H105ZM104 263V264H105ZM109 263V262H108ZM160 263H161V261H160ZM203 263V262H202ZM12 264H14V263H12ZM18 264H21V263H19L18 262ZM24 264V263H23ZM109 264H111V262L109 263ZM128 264H136L134 261H132V260H128ZM201 264V263H200ZM204 264H205V262H204ZM207 264V263H206Z\"/></svg>","mask_w":264,"mask_h":264},{"label":"crops","instance_id":"0c3cea01","mask_svg":"<svg viewBox=\"0 0 264 264\" xmlns=\"http://www.w3.org/2000/svg\"><path fill=\"white\" fill-rule=\"evenodd\" d=\"M208 2L211 4V0ZM208 17V15H202L193 25L190 34L192 40H195L194 42L198 41L204 32L209 31ZM257 28L259 29L258 33L257 31L253 33V37L257 38V40H263L264 20L263 25L257 24ZM260 30L263 32H260ZM144 40L145 38L143 37ZM152 40L160 39L154 38ZM136 52L141 59L143 70L149 78L146 79L139 76L135 78V82L139 84L143 81L150 82V79L159 80L165 77L166 71L164 68L166 67L161 66L159 57L156 54L146 50L145 52L141 50H137ZM232 53L238 54L239 52L233 50ZM223 64L225 65V62ZM152 83L150 82L154 86ZM126 86V83H124L123 86L114 87V90L121 91L120 95L124 96H122L124 101L130 100V98L128 99V94L123 93L129 91V87ZM213 101L215 100L213 99ZM147 116H141L140 119H132V122L140 123L139 126L141 127V131L133 130L134 133L130 136V143L132 145L125 144L122 146L118 145L117 142L115 144H109V140L104 137L102 132L90 127L75 131L74 134H77V143L75 146L70 144L69 136H61L60 153H62L63 158L60 162V187L61 192L65 191L67 197L59 221L56 224L47 226L46 232L51 233L59 245L72 255L82 256L86 255L90 250L97 249V238L95 235H91L93 233L90 232V229L96 227L99 229L97 233H104L99 226L104 209L106 208V203L103 201L102 196L108 194V191L112 188L117 194L123 192L122 189L125 190L128 187L126 181L132 179L133 171L135 173L140 171L141 174L148 168V160L145 161L143 159L141 162L139 161L141 154L145 153V157H148L150 151L155 152L156 149L160 148L159 140H157L160 139V128L154 135L153 140L139 136L143 134L146 123L150 122V120L152 121V119L147 120L150 117ZM99 145L102 149H98L100 148ZM192 148L195 153L200 155L205 154L204 148L200 144L193 143ZM126 149H128V152ZM130 152L135 156V160L130 159L125 162L127 165L125 174L118 177L117 175L120 174L119 171L123 169L121 159L126 156L130 158ZM70 155L75 156L71 157ZM66 165L68 166L65 168ZM66 174H68V177ZM117 179L120 180L121 184L115 187L114 181Z\"/></svg>","mask_w":264,"mask_h":264}]
</instances>
